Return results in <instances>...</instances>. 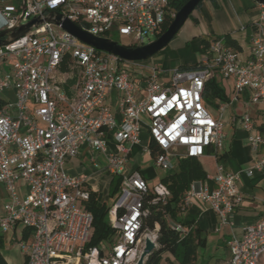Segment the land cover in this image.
Listing matches in <instances>:
<instances>
[{
    "label": "built area",
    "instance_id": "obj_1",
    "mask_svg": "<svg viewBox=\"0 0 264 264\" xmlns=\"http://www.w3.org/2000/svg\"><path fill=\"white\" fill-rule=\"evenodd\" d=\"M176 0H0V31L12 28L21 11V24L48 13H58L88 34L109 39L114 33L126 47L152 42ZM248 56L242 60L223 38L210 42L201 68L169 71L167 76L141 61H125L98 51L62 30L44 23L24 37L0 47V94L15 93V102L0 108V184L7 194L0 212V237H14L21 228L23 264H138L146 242L157 249L158 224L143 226L147 205H165L169 191L160 181L149 184L138 168L129 165L131 149L140 145L146 132L148 145L141 149L165 174L176 170L184 158L210 157L214 174L194 183L185 206L208 204L228 224L240 207V173L220 163L224 132L221 122L225 105L215 118L208 111L203 91L210 78L232 85L236 101L248 92L239 126L255 155L241 173L252 178L264 170V133L251 118L248 106L264 107V7L259 6L253 25ZM112 41V40H111ZM79 70L75 93L68 96L53 81L61 65ZM145 70V72H143ZM111 93L119 96L112 114L106 105ZM264 116V112H263ZM105 160V173L120 180L118 197L108 210L114 236L88 246L92 215L86 210L92 188L87 176H71L63 170L67 159L81 147ZM208 151V153H207ZM212 183V188L209 185ZM152 197L147 200V196ZM170 227L180 237L187 230ZM225 264H260L264 256V219L247 225L240 238L227 243Z\"/></svg>",
    "mask_w": 264,
    "mask_h": 264
},
{
    "label": "crops",
    "instance_id": "obj_2",
    "mask_svg": "<svg viewBox=\"0 0 264 264\" xmlns=\"http://www.w3.org/2000/svg\"><path fill=\"white\" fill-rule=\"evenodd\" d=\"M258 11L259 5L253 0H213V2L210 0H203L200 8L192 13L191 18L192 22L193 20L197 22V27H199V29H196L198 30L199 38H204L205 36L223 37L227 34L230 35V38L235 40L241 48V51L238 53V56L240 54L239 58L244 60L248 56V47L254 32L253 25L258 18ZM198 61H202V59L194 60L191 63L183 62L180 65L163 71L164 76H167L169 71L178 69L182 65H190ZM63 68H66L65 64L61 65L59 68L60 71H63ZM5 70H7V67L0 66V73ZM214 79L217 80L227 98V102H219L216 100L219 105H225L221 117L224 143L223 149L220 152V163L223 164L227 171L240 173L238 187L243 196V202L240 207L236 208L230 215L228 224L221 227L218 226L219 219L217 215L210 209L208 204L195 202L190 208H194L198 212L197 226L204 239V245L199 248H207L209 245H213L215 247L214 250L219 251V254L212 264H225L229 258L227 243L234 238H240L247 225L264 219V170L255 173L252 178H247L241 173L243 170L249 168L255 159L254 153L247 144V133L239 126L240 114L236 113L239 105L241 106L240 109H242L241 112L245 111L244 102L247 101L248 92L244 91L235 101L233 99L234 94L231 83L218 77ZM53 81L68 96L74 95L75 79H60L55 74L53 75ZM0 100H2L4 104H13L15 102L14 91L7 90L2 92L0 94ZM119 101V96L116 93H111L107 98L106 105L112 114L117 112ZM240 101L241 103H239ZM249 107L250 105L248 106L249 114L257 126L263 125L264 107L253 106L251 110ZM140 140V145L131 149L129 162L130 166L138 169L140 160L144 155L141 153V149L148 145L146 132L141 133ZM90 158L91 151L86 145H83L80 153L76 157L65 161L63 170L71 176H87L92 191L97 192L93 188V178H95L97 174H103L102 172L105 173L104 169L106 165L104 163V165L101 166L99 159L102 157L96 155L95 158L98 166L95 168L90 163ZM200 160L201 158L199 161ZM175 171H177V168ZM212 175L207 173V177H211ZM147 181L150 182L151 178L148 177Z\"/></svg>",
    "mask_w": 264,
    "mask_h": 264
},
{
    "label": "trees",
    "instance_id": "obj_3",
    "mask_svg": "<svg viewBox=\"0 0 264 264\" xmlns=\"http://www.w3.org/2000/svg\"><path fill=\"white\" fill-rule=\"evenodd\" d=\"M188 0H176L170 5V13L175 16L179 9ZM213 2V0H210ZM200 2L195 10L201 6ZM194 10V11H195ZM193 13V12H192ZM191 13V14H192ZM191 14L188 18H190ZM173 16H167L161 26L159 33L155 38L162 35L173 20ZM194 24H197L193 20ZM223 38L225 43L230 46L236 53L241 51L238 43L230 38V35L223 37L217 36L211 40L200 38L199 47L201 52H205L211 41ZM201 68V61L190 65H182L179 70H195ZM204 103L207 105L212 100L219 102H227V98L219 83L214 78H210L204 86L203 91ZM5 104L0 100V108ZM259 131L264 133V124L259 126ZM151 153L150 157L154 158L155 151L159 150L153 143H150ZM208 153V151H207ZM115 180V183H113ZM207 181V173L203 169L199 159L184 158L178 162L177 171L165 174L160 182L166 186L170 195L165 205L157 204L154 206L147 205L148 215L143 219V226L148 229H153L155 224H158V239L157 249H155L145 260L144 264H158L161 255L165 252L173 255L179 261V264H191L196 256V251L199 247L204 245V239L201 236V231L197 226L198 212L194 208L185 206V198L189 193L191 186L194 183H203ZM120 180L112 178L108 194L112 197L119 190ZM212 188V183L209 182ZM152 197L151 194L147 196L146 202ZM86 210L92 215V234L88 246H97L102 241H107L114 236V230L110 225L108 219V210L105 204H99L98 193L90 192L89 200L86 203ZM170 222L177 223L183 226L187 233L184 237H180L170 227ZM3 247V238L0 237V250ZM0 264H8L0 252Z\"/></svg>",
    "mask_w": 264,
    "mask_h": 264
},
{
    "label": "rangeland",
    "instance_id": "obj_4",
    "mask_svg": "<svg viewBox=\"0 0 264 264\" xmlns=\"http://www.w3.org/2000/svg\"><path fill=\"white\" fill-rule=\"evenodd\" d=\"M193 24L194 23L192 22V18L190 16V18L186 20V22L184 23L180 31L176 34V36L173 38V40L165 48H163L151 58L141 61V63L146 66L157 68V70L160 71H166L172 67L180 65L183 62L191 63L194 60L203 59L205 54L200 51V47L198 45L200 38L198 37V30L196 28L199 29V27H197V24ZM214 37L215 36H205L204 38L211 40ZM109 39L120 45H126L127 43L124 38H121L114 33L109 35ZM155 39L156 38H152V42ZM78 72L79 70L77 71V69L75 72L74 67L67 66L66 68H63V71L57 69L55 71V74L60 79L72 80ZM143 72H145V70ZM239 103H241V101ZM206 107L213 117L216 118L218 116L219 104L216 100H212L210 103L207 104ZM240 107L241 106L239 105L236 113L240 114L241 116L244 112H241L242 109H240ZM252 107L253 105H250V110L252 109ZM99 161L101 166H103L105 160L103 158H100ZM200 161L205 172L210 175L214 174L215 170L213 159L207 157L201 158ZM139 170L145 180H147L148 177L151 178V181H148L151 185L157 183L159 179L165 175L162 170L157 169L155 167L154 160L147 154H145V156H142V159L140 160L139 164ZM102 173L104 175L97 174L95 175V178H93V188L98 192L99 204H105L107 208H110L117 199L118 192H116L112 197L109 196L108 189L110 187L112 178L104 172ZM113 183H115V180ZM6 198L7 194L4 190L3 185L0 184V212L3 203L6 201ZM20 234L21 228L18 227L14 237H11L9 233L5 234L3 237V247L0 252L8 264H23V255L21 254L17 246L14 244V241L11 240L13 238L15 239V242H20ZM214 248L215 247L213 245H209L207 248H198L195 256L196 259L194 260L193 264H212L219 254V251L214 250ZM158 264H179V261L176 259L175 256L165 252L161 255V259ZM260 264H264V256L260 258Z\"/></svg>",
    "mask_w": 264,
    "mask_h": 264
},
{
    "label": "water",
    "instance_id": "obj_5",
    "mask_svg": "<svg viewBox=\"0 0 264 264\" xmlns=\"http://www.w3.org/2000/svg\"><path fill=\"white\" fill-rule=\"evenodd\" d=\"M259 6L264 7V0H253ZM203 2V0H188L175 14L172 22L167 27L166 31L156 38L153 42L144 45L142 47L130 48L122 46L114 41L108 39H102L94 37L87 32L83 31L80 27L64 18L58 13L50 12L43 19L40 17L29 20L25 24H21V16L24 10V2L22 5V11L15 23L10 29L0 31V47L6 46L21 37H24L34 28H37L44 23L52 24L54 26H60L62 30L67 32L72 37L76 38L80 42L95 48L98 51L112 54L121 60L125 61H144L163 48H165L180 31L189 15L195 10L197 5ZM153 243L146 242L145 248L141 253L138 264H144L146 258L155 250Z\"/></svg>",
    "mask_w": 264,
    "mask_h": 264
}]
</instances>
